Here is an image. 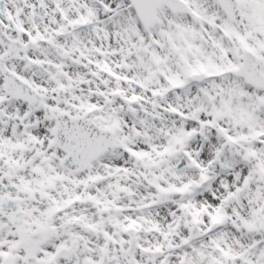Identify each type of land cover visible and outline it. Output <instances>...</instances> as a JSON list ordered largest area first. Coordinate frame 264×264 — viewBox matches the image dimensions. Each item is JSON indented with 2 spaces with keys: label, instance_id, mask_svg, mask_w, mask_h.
I'll list each match as a JSON object with an SVG mask.
<instances>
[{
  "label": "snow or ice",
  "instance_id": "6c2138e0",
  "mask_svg": "<svg viewBox=\"0 0 264 264\" xmlns=\"http://www.w3.org/2000/svg\"><path fill=\"white\" fill-rule=\"evenodd\" d=\"M0 264H264V0H0Z\"/></svg>",
  "mask_w": 264,
  "mask_h": 264
}]
</instances>
